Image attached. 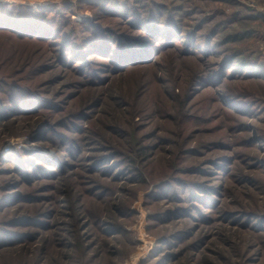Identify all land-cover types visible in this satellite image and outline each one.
I'll list each match as a JSON object with an SVG mask.
<instances>
[{"label":"rangeland","instance_id":"374dc122","mask_svg":"<svg viewBox=\"0 0 264 264\" xmlns=\"http://www.w3.org/2000/svg\"><path fill=\"white\" fill-rule=\"evenodd\" d=\"M111 1L137 65L86 44L128 11L0 0L56 32L0 18V264H264V0Z\"/></svg>","mask_w":264,"mask_h":264},{"label":"trees","instance_id":"16d2710c","mask_svg":"<svg viewBox=\"0 0 264 264\" xmlns=\"http://www.w3.org/2000/svg\"><path fill=\"white\" fill-rule=\"evenodd\" d=\"M90 1V0H89ZM93 2L97 3L101 7V9L105 11H112V12H122L128 11V17L129 22H131L134 25H141V28H144L145 34L147 35H126L121 34L118 32H108L104 33L100 27L95 26L91 29V32L93 35H91V39L89 38L86 42L87 46H92L95 48L96 53H101L102 51H107L109 53H114V56L116 60H114V63L117 65H127L130 61H133L132 65H137V61L140 60V58H147V55L149 56L155 48H158V40H159V31L161 27L155 23V19L152 17L150 19L142 20L139 13L136 11H130L128 9H135L128 7V4L123 2H113L111 0H93ZM18 7H14L13 11L9 10L7 12V15L0 17L2 21H7L16 25L19 24V26L23 27H29V28H37L40 30L43 34H51L55 32V29L53 30L52 25L50 24L52 18L47 17L48 10L52 9L51 7H21V11L19 13L16 12ZM126 9V10H125ZM152 19V20H151ZM55 24V23H54ZM53 24V25H54ZM51 28V29H50ZM59 28V26L56 28V30ZM170 28H172L170 26ZM39 31V32H40ZM53 31V32H51ZM142 32V31H140ZM56 33V32H55ZM53 33V35H55ZM37 34V33H36ZM143 34V33H142ZM95 37V38H94ZM115 49V50H112ZM208 51V49H206ZM142 58V59H143ZM240 66L243 68L246 67L245 62H240ZM222 70V69H221ZM225 70V69H224ZM248 72H254L255 74H258L260 69L257 68L255 65H251L246 69ZM222 72V71H220ZM232 73V71H231ZM225 74H219L217 75V78L224 76ZM230 75V74H229ZM232 75V74H231ZM250 76H254L253 73H249ZM249 75H244L249 76ZM255 77H261L259 75H255Z\"/></svg>","mask_w":264,"mask_h":264}]
</instances>
